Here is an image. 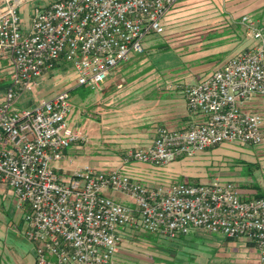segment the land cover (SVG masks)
I'll return each instance as SVG.
<instances>
[{"label": "built area", "instance_id": "built-area-1", "mask_svg": "<svg viewBox=\"0 0 264 264\" xmlns=\"http://www.w3.org/2000/svg\"><path fill=\"white\" fill-rule=\"evenodd\" d=\"M0 1V56L12 67L0 103V183L13 187L26 207L36 264H111L122 229L140 228L162 238L194 230L248 237L264 264V191L245 196L220 176L152 185L120 167L86 164L59 172L54 161L86 140L67 120L70 91L21 111L15 105L39 78L69 63L76 84L101 88L122 61L145 51L148 36L164 31V18L180 0H53L36 11L28 29L19 11L25 0ZM241 22L254 43L208 76L181 85L189 111L202 120L181 129L159 126L151 142L126 151L125 162L160 165L222 143L264 141V23L248 13ZM113 189L131 202L108 195Z\"/></svg>", "mask_w": 264, "mask_h": 264}, {"label": "rangeland", "instance_id": "rangeland-1", "mask_svg": "<svg viewBox=\"0 0 264 264\" xmlns=\"http://www.w3.org/2000/svg\"><path fill=\"white\" fill-rule=\"evenodd\" d=\"M207 4L211 5V9L216 8V10L217 8L225 10L229 5L243 6L247 9L246 13L264 23V0H183L174 10L172 9L173 11L171 10L172 12L170 11L171 13L169 12L170 14L168 13L166 23V17L164 18V31L144 42L146 50L139 53V56L143 55V57L139 60L134 72L138 73V67H151L152 72L139 71L141 72L138 75L141 78V86L146 83V80L154 79H157L153 81L154 86H181L185 83L170 80L173 78L170 70L165 73L167 77L161 80L159 75L163 73L161 69L158 72L157 67H166L168 63L174 62V57L181 56L177 48L187 40L191 24L200 20L202 9ZM47 5L48 0L22 2L19 11L23 28H30L33 15ZM214 9L210 12L217 13L218 11ZM166 41L171 44L175 52L174 57H171L173 53L171 50L156 52L159 49L158 46ZM153 43L155 46L149 47ZM151 53H154L156 63H152ZM135 55L133 54L119 65L128 64L127 62L131 59H135ZM177 63L175 66H178ZM168 68L170 67L163 68V70ZM45 78L47 81L44 85L38 87L35 92L25 94L16 101L15 105L21 111L28 107V104L33 106L38 96L48 97L65 90L70 91L73 106L67 115V120L72 128L86 135V140L71 145L65 159H61L64 170L68 173L78 166L89 164L102 170L120 167L123 171L141 179L145 184L152 185H170L181 181L206 183L220 176L222 180H233L247 191L253 189L252 186L255 183L261 187L264 186V141L251 145L236 142L222 143L160 165L138 159L125 162L126 151L139 142L135 140L134 133L139 131L140 126L134 125L131 121L134 113L133 107L109 106L108 102L102 105L100 101L103 94L102 88L76 84V75L70 63L46 73ZM1 93L3 92L0 89V95ZM183 96L185 97L184 93ZM147 111L150 114V111ZM243 160L252 164V174L241 173L246 164ZM111 192L114 199L123 198L126 203L131 202L128 194L115 189ZM25 214L26 207L20 205L14 188L0 183V264H36L32 253L33 243L26 236L28 223ZM122 230L119 249L111 264L192 263L189 245L183 241L180 242V236L162 238L144 228Z\"/></svg>", "mask_w": 264, "mask_h": 264}, {"label": "crops", "instance_id": "crops-1", "mask_svg": "<svg viewBox=\"0 0 264 264\" xmlns=\"http://www.w3.org/2000/svg\"><path fill=\"white\" fill-rule=\"evenodd\" d=\"M182 1L180 0L177 5ZM49 3L51 1L48 0ZM213 9H211L210 4L205 5L202 9L203 13L200 14V20L191 24L189 37L177 48L181 54L180 57H174L175 52H173L168 41L158 46L159 49L156 52L171 50L173 52L171 57L175 58L174 62L168 63L166 66L170 68L163 70L166 67H157V71L159 72L161 69V73H163V75H159L161 80L163 77H167L165 73L170 70L169 72L173 75L170 80L174 79L185 83L196 82L223 66L228 59L254 43L252 39L246 36L245 27L241 22V16L247 12L246 8L229 5L225 10L218 8L216 10L215 8L217 13L210 12ZM169 14L165 18V23ZM153 36L155 35L148 36L144 42L147 39H153ZM155 43L149 47L155 46ZM154 53L149 55L153 60L152 63H156L154 62ZM134 54H136L135 61L131 59L127 62L128 64L117 66L102 83L103 94L100 101L102 105L108 102L109 106L133 107L134 113L131 116V121L134 125L140 126L139 131L134 133L135 140L139 141L135 146L151 142L159 126L181 129L188 127L193 122L202 120L201 114H193L189 111L181 86H154L153 81L157 79L146 80V83L141 86V78L138 76L141 72L139 73V71L145 70L148 71L146 73H150L152 69L151 67H138L139 71L135 74L134 71L143 55ZM176 62H178V66H175ZM11 71L12 67L9 60L0 56V89L3 92L0 95V103L4 99L11 82ZM46 81L45 75L39 78L32 92L44 85ZM43 97L45 96L36 97L35 102ZM28 105L30 106V104ZM146 109L150 111V114ZM68 149L61 159H65ZM61 159L54 161V165L59 172L68 173L64 170ZM239 188L245 196H253L256 192L255 189L247 191L241 186ZM262 190L264 191V186ZM107 193L111 197L113 196L111 190ZM117 200L125 202L123 198H117ZM179 241L189 245L191 264H262L256 243L248 237L234 239L222 233L194 230L180 237ZM35 252L33 245L32 253L36 259Z\"/></svg>", "mask_w": 264, "mask_h": 264}, {"label": "trees", "instance_id": "trees-1", "mask_svg": "<svg viewBox=\"0 0 264 264\" xmlns=\"http://www.w3.org/2000/svg\"><path fill=\"white\" fill-rule=\"evenodd\" d=\"M177 5V4H176ZM175 5V6H176ZM243 162H245L246 163V161L245 160H243ZM252 164L251 163H246L245 164V167L243 168V170H242V174H252V172H253V169H252ZM253 189H255L256 190V192L254 193V195L253 196H260L261 194H262V188L263 187H261L258 183H255L253 186ZM251 197H252V195H251ZM184 236V234H182L180 237H183Z\"/></svg>", "mask_w": 264, "mask_h": 264}]
</instances>
